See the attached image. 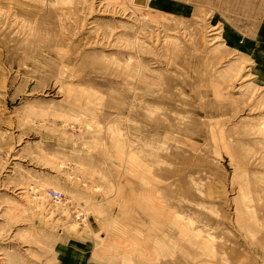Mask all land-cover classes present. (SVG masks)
<instances>
[{
	"label": "rangeland",
	"instance_id": "374dc122",
	"mask_svg": "<svg viewBox=\"0 0 264 264\" xmlns=\"http://www.w3.org/2000/svg\"><path fill=\"white\" fill-rule=\"evenodd\" d=\"M146 1L0 0V264H264V0Z\"/></svg>",
	"mask_w": 264,
	"mask_h": 264
},
{
	"label": "water",
	"instance_id": "95a60500",
	"mask_svg": "<svg viewBox=\"0 0 264 264\" xmlns=\"http://www.w3.org/2000/svg\"><path fill=\"white\" fill-rule=\"evenodd\" d=\"M146 3V0H140V2L138 4H145Z\"/></svg>",
	"mask_w": 264,
	"mask_h": 264
},
{
	"label": "built area",
	"instance_id": "2783aa9c",
	"mask_svg": "<svg viewBox=\"0 0 264 264\" xmlns=\"http://www.w3.org/2000/svg\"><path fill=\"white\" fill-rule=\"evenodd\" d=\"M55 197H56V198H60V195H59V194H57Z\"/></svg>",
	"mask_w": 264,
	"mask_h": 264
},
{
	"label": "bare ground",
	"instance_id": "6f19581e",
	"mask_svg": "<svg viewBox=\"0 0 264 264\" xmlns=\"http://www.w3.org/2000/svg\"><path fill=\"white\" fill-rule=\"evenodd\" d=\"M147 2V1H146ZM147 6V5H146ZM145 7V6H144Z\"/></svg>",
	"mask_w": 264,
	"mask_h": 264
}]
</instances>
